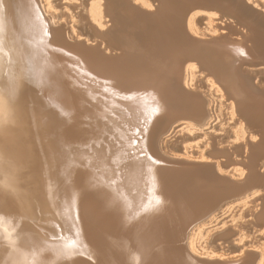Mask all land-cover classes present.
Wrapping results in <instances>:
<instances>
[{"label": "bare ground", "instance_id": "obj_1", "mask_svg": "<svg viewBox=\"0 0 264 264\" xmlns=\"http://www.w3.org/2000/svg\"><path fill=\"white\" fill-rule=\"evenodd\" d=\"M61 1L0 0V264H264L262 12Z\"/></svg>", "mask_w": 264, "mask_h": 264}, {"label": "rangeland", "instance_id": "obj_2", "mask_svg": "<svg viewBox=\"0 0 264 264\" xmlns=\"http://www.w3.org/2000/svg\"><path fill=\"white\" fill-rule=\"evenodd\" d=\"M61 2H64V0H62ZM246 2L248 3V5L250 6V7H252L253 9H255V10H257L258 12H262V14L264 15V10L262 9H260V7H258V6H256V4L255 3H251L250 1H248V0H246ZM218 22H221L220 24L221 25H223L225 22H222V19L221 20H217ZM217 30H218V28H216ZM220 29V28H219ZM216 30V31H217ZM221 31H223V32H221ZM243 31H245V28L243 29ZM218 33H225V29H220L219 31H217ZM239 35V34H238ZM237 34L236 35H233L232 37L233 38H235V39H237V38H239V37H241L240 35L238 36ZM79 37H81V36H79L78 35V38ZM3 71L1 70V72H0V87L2 86V84H3V82H2V77H3ZM216 121H217V119H215V120H213L212 122H211V125L212 124H214V123H216ZM206 128H207V130L208 131H214V133H216V134H218V133H220V130L219 129H215V130H212V128L209 126V127H207V126H205ZM203 128V129H206V128ZM217 131H219V132H217ZM192 157H194L195 158V155H192ZM206 159H208L209 160V158H206ZM211 161H213V159L211 160ZM259 207V206H258ZM228 212H226V213H224V214H222L221 216H219L218 218L219 219H217L216 221H215V224H214V222L211 224L212 225V228H215V230H217L219 227H222V229L223 228H228V227H230V225H231V222H233V221H236V219H237V215L236 214H234L233 212H230V213H228ZM233 214V215H232ZM235 215V216H234ZM235 217V218H234ZM230 219H232V220H230ZM229 221V222H228ZM213 226H215V227H213ZM220 229V228H219ZM236 242V241H235ZM245 247H247V246H245ZM247 250H252V248H250V247H247L246 248ZM236 254H238L237 252H235V255ZM234 256V253L232 254H228L227 256ZM223 257V256H222ZM225 257V256H224Z\"/></svg>", "mask_w": 264, "mask_h": 264}, {"label": "snow or ice", "instance_id": "obj_3", "mask_svg": "<svg viewBox=\"0 0 264 264\" xmlns=\"http://www.w3.org/2000/svg\"><path fill=\"white\" fill-rule=\"evenodd\" d=\"M133 144H135V140H133ZM159 202L160 201L158 199H155V203L158 204ZM147 210L148 209L145 208V211ZM60 239H63V236H61ZM84 247H85L84 245L79 244L78 240L71 239V240H68L67 243L63 245L61 252L63 254H69V253L74 254L75 252H82ZM66 258H70V255H67Z\"/></svg>", "mask_w": 264, "mask_h": 264}, {"label": "water", "instance_id": "obj_4", "mask_svg": "<svg viewBox=\"0 0 264 264\" xmlns=\"http://www.w3.org/2000/svg\"><path fill=\"white\" fill-rule=\"evenodd\" d=\"M53 224H55V223H53V221H52V224H48V225H49V227H51ZM53 226L55 227V225H53ZM56 228H58V227H56ZM37 229H40L42 233H46V229L44 227L43 228L42 227H37ZM60 237L61 236L52 235V236H50V239L51 240H53V239H59Z\"/></svg>", "mask_w": 264, "mask_h": 264}]
</instances>
